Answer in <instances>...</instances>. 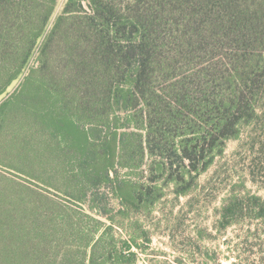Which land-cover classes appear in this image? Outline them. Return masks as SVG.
Here are the masks:
<instances>
[{"label": "trees", "instance_id": "16d2710c", "mask_svg": "<svg viewBox=\"0 0 264 264\" xmlns=\"http://www.w3.org/2000/svg\"><path fill=\"white\" fill-rule=\"evenodd\" d=\"M57 1L0 0V97L27 69L0 102V165L96 217L22 187L0 200V264H136L150 235L130 212H150L160 179L185 195L244 134L264 181V0H67L47 29ZM221 203L215 231L264 226L241 179Z\"/></svg>", "mask_w": 264, "mask_h": 264}, {"label": "rangeland", "instance_id": "374dc122", "mask_svg": "<svg viewBox=\"0 0 264 264\" xmlns=\"http://www.w3.org/2000/svg\"><path fill=\"white\" fill-rule=\"evenodd\" d=\"M66 1H57L47 29L52 26L56 16L61 13ZM36 56L37 50L34 52L28 67L35 63ZM26 71L27 69L0 97V102L16 89ZM249 147V141L244 134L238 140L228 141L224 155L216 158L206 171L197 176L195 181H190L189 186H187V193L179 198L175 197L171 183L165 184L163 179L159 180L158 185L162 186L164 196L154 204L150 212L133 211L132 214L130 212L131 221L138 219V223L150 235L149 245L141 251L137 250L136 264H264V226L259 225L257 227L259 230L255 231L254 234L248 233V238L245 237V234L251 222H240L223 232L215 231L212 226L214 219H216L217 210L222 204V199L227 195L235 181L241 179L251 192L264 194V181H262L261 174H256L258 168L250 163L253 156L251 157L250 150H247ZM12 156L10 151L5 150L0 145V160L10 162ZM158 159L157 156L146 158L145 163L147 164L143 166L145 170L141 182H146L149 175L151 176L158 171L160 167ZM179 166L177 165V168L173 166L174 171H177ZM179 170H182L181 166ZM252 170L257 182L250 180V171ZM118 171L120 177H123L127 169L119 168ZM137 171H133L128 176L131 181L137 179V175L134 174L138 173ZM22 187V191H25L26 188L31 192L40 190L41 193H38L47 198V203H51V205L47 204V208H53L54 212L58 209L62 211L70 209L81 214L87 212L96 217L87 209L86 204L81 209L24 179L14 169L0 165V200L6 199V196H14L16 199L15 192ZM29 194L24 192V198L28 197ZM11 202L9 201V203ZM1 208L3 209L2 206ZM80 217L84 224L86 223L89 227L94 224L92 221L87 220V222L83 215ZM61 219L65 220V218ZM119 221L129 225V219ZM252 225L251 231L256 227L255 223ZM126 231L118 225L112 229L114 236L121 241L128 238Z\"/></svg>", "mask_w": 264, "mask_h": 264}]
</instances>
